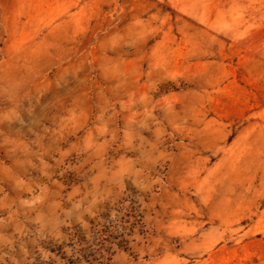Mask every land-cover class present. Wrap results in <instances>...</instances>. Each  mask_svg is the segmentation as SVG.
I'll use <instances>...</instances> for the list:
<instances>
[{
    "label": "rangeland",
    "instance_id": "obj_1",
    "mask_svg": "<svg viewBox=\"0 0 264 264\" xmlns=\"http://www.w3.org/2000/svg\"><path fill=\"white\" fill-rule=\"evenodd\" d=\"M0 264H264V0H0Z\"/></svg>",
    "mask_w": 264,
    "mask_h": 264
}]
</instances>
